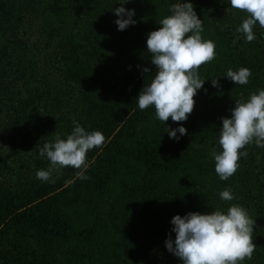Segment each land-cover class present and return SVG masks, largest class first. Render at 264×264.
Wrapping results in <instances>:
<instances>
[{
    "label": "trees",
    "instance_id": "16d2710c",
    "mask_svg": "<svg viewBox=\"0 0 264 264\" xmlns=\"http://www.w3.org/2000/svg\"><path fill=\"white\" fill-rule=\"evenodd\" d=\"M176 2L131 0L137 22L119 31V0H0V264H182L165 247L171 218L237 203L256 220L257 247L242 264H264V147L246 145L228 180L210 155L221 117L264 89V27L248 42L236 31L247 13L191 0L216 56L198 69L206 80L187 121L165 122L187 129L172 139L137 96L156 75L147 36ZM240 67L251 70L247 84L224 77ZM74 119L105 137L87 153L89 178L69 166L38 180L50 166L39 148ZM227 187L232 201L220 198Z\"/></svg>",
    "mask_w": 264,
    "mask_h": 264
},
{
    "label": "clouds",
    "instance_id": "9594fccd",
    "mask_svg": "<svg viewBox=\"0 0 264 264\" xmlns=\"http://www.w3.org/2000/svg\"><path fill=\"white\" fill-rule=\"evenodd\" d=\"M131 0H119L120 7L113 12L118 17L114 22L119 31L136 24L135 9L124 5ZM234 9L247 13L236 31L251 42L256 39L254 27H264V0H227ZM170 15L159 22L160 27L151 31L146 40L151 63L155 65L156 75L148 85H144L137 96L141 110L152 106L155 116L165 125L169 138L179 140L187 134L182 123L172 128L165 124L187 121L195 105L197 95L206 79L199 75V67L212 61L216 56V43L202 37L203 21L198 17L191 0H178L169 7ZM150 73V69H142ZM251 70L240 67L229 68L224 77L237 85L249 82ZM214 87L218 79L211 80ZM231 115L221 117L218 144L220 150L212 149L210 155L215 161V172L221 180H228L239 168V160L245 156L242 151L254 142L264 147V89L252 93L246 101H235L230 109ZM71 132L62 137L56 133L54 141L46 142L39 148V156L50 161L47 169H38V180L50 181L54 170L63 167L79 169V178L88 179L87 153L100 147L105 137L99 130L88 131L79 121L73 120ZM179 133V135H177ZM220 198L232 201L235 196L230 187L220 192ZM256 220L240 204H232L227 211L219 208L201 213L190 211L185 215L176 214L171 218V234L165 240V247L182 264H242L251 259L257 245L252 233Z\"/></svg>",
    "mask_w": 264,
    "mask_h": 264
}]
</instances>
